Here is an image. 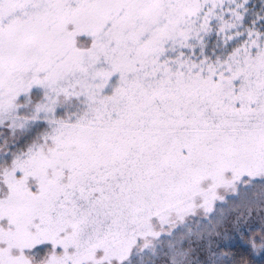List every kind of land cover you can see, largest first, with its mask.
Returning <instances> with one entry per match:
<instances>
[{
  "label": "snow or ice",
  "instance_id": "obj_1",
  "mask_svg": "<svg viewBox=\"0 0 264 264\" xmlns=\"http://www.w3.org/2000/svg\"><path fill=\"white\" fill-rule=\"evenodd\" d=\"M0 264H264V0H0Z\"/></svg>",
  "mask_w": 264,
  "mask_h": 264
}]
</instances>
